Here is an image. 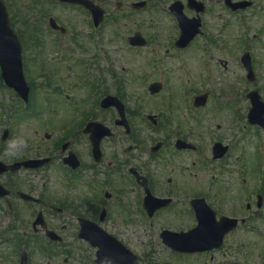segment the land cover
Wrapping results in <instances>:
<instances>
[{
	"label": "flooded vegetation",
	"instance_id": "1",
	"mask_svg": "<svg viewBox=\"0 0 264 264\" xmlns=\"http://www.w3.org/2000/svg\"><path fill=\"white\" fill-rule=\"evenodd\" d=\"M82 1V6L66 3L57 6L71 8L81 19L80 26L73 32H69L67 23H61L56 16L42 19L49 25L52 18L59 26L49 28L55 41L61 40L63 45L66 36H70L72 42L76 41L75 37L82 36L96 48L94 43L101 44L98 40L102 32L104 39L108 38L104 35L106 24H114L120 20V15L128 17L134 26L143 21L152 34L148 36L144 33L147 30L136 28L125 41L139 32L146 46L124 44V49L137 53L135 56H144L146 76H138L137 72L130 76L126 63L120 67L124 76L113 70L109 72L110 76L114 74L113 89L106 87V77H98L103 90L100 86V94H92L97 98L94 104L72 109L73 114H77L73 124L67 127L69 138L64 141L67 151L61 154L64 142L57 151L56 142H53L51 150L57 155L53 154L49 165L29 173L21 170L0 176V183L8 192L0 197V264H5L6 258L11 256L14 257L12 264H20L23 252L27 255L26 264H36L35 257L61 254L65 255L64 262L70 261V264H94L96 248L78 237L81 221L97 224L112 234L108 229L120 228L119 214L126 212V208L134 214L139 213L146 225L145 243L160 245L163 231L188 233L199 224L198 217H201L204 228L197 230L194 239H210L212 244L218 245L194 254L165 248L172 256H178L182 264H189V258L199 259L193 262L195 264H254L255 259L257 264H264V172H261L264 170V129L248 121L249 95L254 92L264 101V0ZM100 11L103 19L95 26L93 18H97ZM89 28L91 32L83 36V31ZM180 36L183 38L179 39ZM179 42L184 44L178 47ZM112 43L104 42L105 49L99 59L103 56L109 60L106 48ZM113 47L108 49L115 57ZM245 54L249 55L253 72L250 77L242 61ZM96 59L86 62L87 66L91 65L93 75L97 74L92 63ZM56 63L66 62L57 60ZM115 64L116 61L114 67ZM100 65L108 75L107 66ZM43 68L41 64L34 69ZM166 69L181 71L180 79L177 81L170 76L167 82L157 78L160 72L169 74ZM41 77L50 79L47 75ZM175 82L190 86L192 101L206 94L205 106L195 108V112H186L173 97L165 99ZM153 83H160L161 90L151 95L148 90ZM164 90L169 93L161 99ZM107 95L121 104L100 109V101ZM167 100L173 101L174 109L161 111L169 104ZM218 100L228 102V107L218 109L219 113H210ZM242 100L247 105L240 108ZM95 113L100 116L95 118ZM150 115L155 119H149ZM227 116L230 119L226 121ZM262 119L264 121V114ZM91 122L101 123L113 133V137L101 140L99 161L92 156L89 136L82 134ZM186 124L197 133L181 131V125ZM78 135L86 139L85 143L76 141ZM177 140L191 144L192 148L177 150ZM207 141L210 146L203 145ZM214 144L227 148L220 159H213ZM238 145L244 147L236 148ZM4 150H0V161L5 164L28 159L25 153L11 158L7 151L3 153ZM37 152H41L40 148ZM69 152L76 155L78 167L71 168L63 163ZM230 159L240 161L238 164L243 169H229ZM253 159L261 165L258 172L250 167L249 160ZM55 162L63 175V179H59L65 180L63 184L66 183L67 188L49 195L38 188L36 182L43 179L44 171L51 169ZM147 191L167 202L151 217L142 209ZM73 193H79L80 197L72 198ZM22 194L34 201H26ZM202 201L209 211L201 209L197 214L195 208L202 207ZM39 214L43 222L36 225ZM233 220L236 222L231 227ZM42 228L59 235L60 242L49 240ZM140 254L153 263L148 252ZM207 258L208 261L203 262Z\"/></svg>",
	"mask_w": 264,
	"mask_h": 264
},
{
	"label": "rangeland",
	"instance_id": "2",
	"mask_svg": "<svg viewBox=\"0 0 264 264\" xmlns=\"http://www.w3.org/2000/svg\"><path fill=\"white\" fill-rule=\"evenodd\" d=\"M4 1L6 2L8 9L12 15L15 29L21 34V37H23V40H25L27 44L23 59L25 71L26 73L28 72L27 76H30L29 79L33 78L35 80L34 82H36L33 85V97L31 98L32 102L37 101V106L34 107V111H42V108L40 106L41 103L45 108L46 100L43 96L44 91H47L44 94H54L56 92H54L53 87H57V91H59L60 95L56 93V97L62 98L61 101H56L59 103L57 106L55 102V108L58 109V111H49L48 109L52 108V106L47 105L43 116L39 117L38 119L29 118L24 122H21L22 124H20L17 121V117H15V108L17 107L19 101L14 92L7 89L0 81V141L3 131L6 128H9V135L11 136L9 140H7V142L0 146L6 147V150H4L3 153L7 151V153L9 154L8 156H12L11 158L20 157L24 153L26 156L32 155V152L35 153L37 145L40 146L41 142H46L45 144H43V146L45 145L46 147H52L53 142L61 140L63 137H66L68 135L67 131L61 128V125H63L64 123H69V126H71L73 124V121L75 120L77 113L73 114L72 108L64 103V94L69 95L72 102L74 100L77 105H81V108H88L89 105L91 107V105L94 104V99L93 97H91V92H93L92 87H94V90L99 91L98 88L101 86L98 77H106V87H108L109 89H113V83L111 79L114 74L110 76L109 72L113 70L115 74L116 72H118L124 76L125 74L120 71V67L124 66L126 63L130 68V76H134L136 72L137 75L146 74L147 69L142 62L143 60H145L144 56L142 54H140L139 56H135L137 53L129 52L124 49L126 36L130 35V33L135 32L137 29L139 31H141L140 29L147 30V32L144 31V33H146L148 36L152 34L149 29L150 27L144 25L143 21H140L137 26H134L132 24V21L129 20L128 17L120 15V20L115 22L116 24H106L104 28V35L108 38L104 39L102 32L101 37L98 40V42H100L101 44L98 45L94 43V46L96 48H93V43L85 40V38L82 36L75 37V42L71 41L70 36H66L63 40L62 45L61 40V42H58V40L55 41L52 33L47 27V22L42 19L45 18L46 20H48L49 17L56 16L61 23H67L66 27L68 28L69 32H73V30L77 29L80 26L78 24L81 22V19L75 14L76 11L74 12V10L67 7H56L55 0ZM42 22H45V24L43 25ZM143 25L144 27H142ZM90 32V28L88 30H84L83 36H86ZM69 34L70 33H68V35ZM110 41L114 42L109 46H115L113 47V49L116 58L112 53H109V46H107L106 54L109 56V60L107 61L106 59H103V56L102 60L99 59L101 51L105 49L104 42ZM57 56H61L63 58L66 57L67 62L61 65L57 64ZM95 57L97 59L92 63L95 64L94 68L97 74L93 75L94 78H91L90 74H88L86 62L92 61ZM115 61L117 64H115L114 67ZM100 63L104 67L107 66L108 75L105 74ZM41 64L44 65V68L35 71L34 68L36 66L41 67ZM90 66L91 65H89V68ZM165 71L169 72V74L165 72H163L162 74L160 72L158 73L159 76L157 78H161L163 80L166 79V81L168 82L169 77L174 76L175 80L178 81L179 75L182 74V72L178 69H166ZM42 73L44 75H47L48 77L53 78V81L51 80V86L48 87L42 84V82L44 83V80L38 77V75H42ZM170 80L172 79L170 78ZM189 89L190 86H187L186 84L181 82H175L171 84L170 93L167 90H164V92L160 96L161 99H163L169 93V96H167L165 99L173 97L174 101L177 102L182 109H184L186 112H191L192 107L191 98L189 96ZM101 90H103L102 86ZM138 91L141 92L140 90ZM39 101L40 103H38ZM167 102L169 104H166V106L161 109V111H167L171 108L174 109L173 101L167 100ZM246 105L247 103L244 100L239 101L240 108ZM218 108L219 105L217 103L212 108L210 113H219ZM148 111H150V109H148ZM68 112L71 114V116H69ZM226 114L229 115L228 113ZM99 116L100 115L98 113H95L94 115L95 118H98ZM222 119H224V117ZM228 119L230 118L227 116L226 121ZM18 127L19 129H17ZM186 127H189L191 129L187 130ZM180 129L185 133H193L194 131H196L197 133V130L192 128L190 124L181 125ZM46 132L51 135V138L49 140H46L44 138V133ZM233 133H235V131H233ZM76 141L85 143L86 139L78 135L76 137ZM203 145L210 146L211 144L209 143V141H207L206 144L203 143ZM237 147L240 149L244 146L238 145L236 146V148ZM239 162H236V160L234 159H230L229 169H243V166H240L238 164ZM242 163L243 161L240 164ZM249 163L251 168L261 166L259 161L254 159L249 160ZM56 172L57 173H55L54 175H51V173L45 174V177L49 179H45V182L47 183H44L43 187L47 192L53 194L60 192L63 188H67L65 184H63V181L65 182V180L61 182V179L63 178L61 177L58 169H56ZM252 172L253 171H251V173ZM59 177H61V179H59ZM36 183L39 188H42L41 185L43 184V181H37ZM74 197H80V194L73 193L72 198ZM126 209V212L119 214V216L121 217L120 228L112 227L108 230L112 232V234H114L116 237H118L134 252H139L138 250H140L142 247L145 250L146 246L142 243L145 239L144 234L146 233V225L140 218L139 213L134 214V212L128 210V208ZM156 252V261H159L160 264H179V262L174 259V257L170 253L165 251L163 246H156L155 253ZM35 260L36 264H45L46 262V259H44L43 256L37 258L35 257ZM13 261L14 257L11 256L10 258H6L5 264H12ZM61 263H63L61 259L55 258L51 264ZM252 263L257 264L256 259Z\"/></svg>",
	"mask_w": 264,
	"mask_h": 264
},
{
	"label": "water",
	"instance_id": "3",
	"mask_svg": "<svg viewBox=\"0 0 264 264\" xmlns=\"http://www.w3.org/2000/svg\"><path fill=\"white\" fill-rule=\"evenodd\" d=\"M0 69L4 83L27 101L28 86L22 71L21 44L13 31L6 7L0 0ZM119 255L98 252L97 264H136L134 257L123 247Z\"/></svg>",
	"mask_w": 264,
	"mask_h": 264
}]
</instances>
